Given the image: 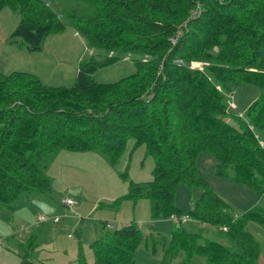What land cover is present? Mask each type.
<instances>
[{"label": "trees", "instance_id": "16d2710c", "mask_svg": "<svg viewBox=\"0 0 264 264\" xmlns=\"http://www.w3.org/2000/svg\"><path fill=\"white\" fill-rule=\"evenodd\" d=\"M49 1L0 0V10L20 16L8 39L38 51L49 35L73 27L104 55L81 60L71 86L0 71V208L14 210L20 193L51 190L45 169L58 151L97 150L115 164L133 139L154 159L151 178L129 180L128 191L106 206L147 198L152 220L187 214L200 224L189 231L174 221L162 237L163 264L180 252L178 264H190L195 255L203 264H255L261 244L246 226L264 228V206L235 215L208 186L197 159L211 153L217 175L264 198V0H75L79 6L62 13ZM128 54L135 55L133 72L114 82L93 79ZM193 62L204 66L193 68ZM242 83L259 88L243 116L224 101ZM180 184L190 190L187 211L175 202ZM206 224L218 228L220 241L204 234ZM143 239L135 222L104 230L91 244L93 262L81 252L78 262L135 264ZM18 264L50 263L25 252Z\"/></svg>", "mask_w": 264, "mask_h": 264}, {"label": "rangeland", "instance_id": "374dc122", "mask_svg": "<svg viewBox=\"0 0 264 264\" xmlns=\"http://www.w3.org/2000/svg\"><path fill=\"white\" fill-rule=\"evenodd\" d=\"M49 2H51V7L61 13L66 7L71 10L79 6L75 0H50ZM195 13L196 10L193 11L192 15ZM19 19V14L7 7L0 14V44L2 45L0 46V56L2 62L6 60L3 48L7 47L5 38L15 29ZM46 39L41 50L34 51L35 53L30 57L15 55L11 59L10 65L14 62L18 65H15L17 67H28L30 72L35 73L47 85L71 86L75 82L81 60L92 55H104L100 48L89 46L86 38L81 33L74 31L73 27L66 28L62 33L51 34ZM132 56L135 55L128 54L126 55L127 58L99 68L93 74V79L99 82H114L130 74L134 71V65L130 60ZM203 66L204 64L201 62L192 63L193 68H202ZM2 70H8V67H2ZM258 93L259 88L257 86L242 83L233 87L230 93H225L224 101L228 105L229 111L243 116L247 106L257 98ZM227 120L232 124H237L231 115L227 116ZM216 163L217 160L209 152L201 153L197 159V165L208 186L229 204L235 215L255 204L264 206V198L259 200L257 192L251 187L217 175ZM153 166L154 159L146 154L144 145L134 147L133 139L127 142L124 152L115 164H111L108 157L97 150L87 152L60 150L50 158L45 169L50 179L51 190L46 193L37 191L30 192V194L20 193L14 201L15 208L10 220L15 221L13 217L17 215L19 208L40 204L41 208L37 211V215L50 216L58 212L57 214L63 217L64 215L82 216L87 223H90L88 231L91 230L92 233L119 228L127 222H135L144 235L143 241L135 250L136 264H163L161 261L164 243L162 237L169 235L174 221L171 218L152 220L150 202L147 198L137 200L123 198L114 208L106 206L128 191L129 180H149ZM122 173H126V178L121 176ZM189 192V188L183 184L178 185L175 191V202L185 211L189 210L190 207ZM192 192L194 195H199L201 189L194 187ZM67 196L73 200L74 209L71 208L72 206L59 205L60 200ZM51 207L53 211H50ZM61 207H64L65 212L60 213ZM50 212L53 213L50 214ZM8 213L6 208H0V217ZM103 219L107 223L105 227L100 224ZM11 221L8 223L11 224ZM183 224L189 231H195L200 226L194 219H189ZM18 225L19 223L16 224V226ZM246 229L261 244L260 254L255 264H264V228L255 222H249ZM203 231L210 239L220 241L217 227L206 224ZM0 236L2 237L1 233ZM15 237L19 239V242L20 240L22 243L25 241L18 236ZM71 237L73 241L77 239L74 234ZM2 239L3 237L1 243ZM3 246L1 251L4 252H1V255L4 264H18L26 250L24 245H6L4 242ZM67 250L68 258L76 254L74 247L70 244H68ZM17 251L20 253L16 254ZM37 252L39 251L37 250ZM92 253L93 250L88 251L87 247H83L82 255L87 262H89ZM44 255H46L45 251ZM30 256L34 257L32 253ZM182 256L183 252H180L169 264H177ZM203 262L204 258L201 255H195L190 264H203Z\"/></svg>", "mask_w": 264, "mask_h": 264}, {"label": "crops", "instance_id": "0c3cea01", "mask_svg": "<svg viewBox=\"0 0 264 264\" xmlns=\"http://www.w3.org/2000/svg\"><path fill=\"white\" fill-rule=\"evenodd\" d=\"M4 10L5 8L1 9L0 14L1 12H4ZM74 31L76 30L74 29ZM8 37L5 38V40H7V47H3L5 50L4 55L6 57V60L2 62L1 61L2 57L0 56V71L2 72H11V71L30 72L28 67L27 68H23L20 66L17 67L18 66L17 64H14L13 62L12 65H10V62L12 61L11 59L14 58L15 55L19 57L22 55H24L23 57H30L35 52L29 51L25 46H23L17 41H10ZM0 46L2 45L0 44ZM23 64H27V63H23ZM2 67H8V70H2ZM84 152H87V151H84ZM68 198L71 199V197L69 196L61 199L59 205L64 206V207L67 206V205H64L63 201ZM189 205L191 206V204ZM64 207L60 208L59 210L61 211L60 213L65 212ZM40 208H41L40 204L36 206L27 205L26 207L22 209L19 208L16 213L17 215L13 217L15 221L10 220V217L13 216V215L11 216V214L14 210L7 209L9 213L5 215H1L0 233L2 234L3 239H2L1 246H0V264L5 263L3 262V256L1 255V252L2 253L4 252V251H1V249L4 248L3 246L4 242L6 243V245L23 244L24 249L26 248L25 252L29 255L32 253V255L34 256L32 257L33 260H44L50 264H62V263L79 264L78 257H79L80 252L83 253V247H87L88 251H91L92 242L95 239H97L100 235H102L104 232L102 231L99 233H95V232L92 233L91 230L88 231V229L90 228L89 226L90 223H87V221L84 220L82 216H78V215L77 216L64 215V217L62 216L61 220L58 222H55L52 220L39 222L38 221L39 215H37V211H39ZM71 208L74 209L75 207L72 206ZM22 210H25V211H22ZM50 211H53L52 207ZM18 212H21V213H18ZM52 213L53 212H50V214ZM57 213L52 214V215H56ZM8 221H11L12 223L10 224L8 223ZM102 221H104V219L100 221V224L104 227V225L102 224ZM18 223L19 225L16 226V224ZM21 225L27 227V231L22 230L21 232H19ZM57 229H59V231H57ZM72 234L76 235L77 237V239H75L74 241L71 239ZM15 236H18L21 239H25V241L22 243V241L20 240L19 242V239ZM84 240H86V243H84ZM83 243H84V246H82ZM68 244L74 247V251L76 253L74 254V256L70 258H68V250H67ZM37 250L39 252H37ZM44 251L46 252V255H44ZM15 253L19 254L20 252L17 251ZM57 254H61V255H57ZM90 257L91 258L89 259L88 263H91V261L93 260V257H94L93 253L91 254ZM183 257H184V254L182 258ZM134 259H135V256H134ZM135 264H136V260H135Z\"/></svg>", "mask_w": 264, "mask_h": 264}, {"label": "built area", "instance_id": "2783aa9c", "mask_svg": "<svg viewBox=\"0 0 264 264\" xmlns=\"http://www.w3.org/2000/svg\"><path fill=\"white\" fill-rule=\"evenodd\" d=\"M63 203H64V205L72 206L74 202L72 199L68 198V199H65L63 201ZM61 218H62V215H60V214L50 215V216L49 215L48 216L47 215H39L38 221L43 222V221L52 220V221L58 222L61 220ZM189 219H191V217L187 214L182 215L180 219L177 217H172L173 221H181L182 223L187 222ZM22 230L27 231V227L21 225L19 232H21ZM0 243H1V239H0ZM0 246H1V244H0Z\"/></svg>", "mask_w": 264, "mask_h": 264}]
</instances>
